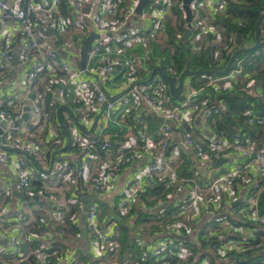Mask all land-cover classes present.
Masks as SVG:
<instances>
[{"label":"built area","instance_id":"built-area-1","mask_svg":"<svg viewBox=\"0 0 264 264\" xmlns=\"http://www.w3.org/2000/svg\"><path fill=\"white\" fill-rule=\"evenodd\" d=\"M65 1L0 0V89L8 87L11 81L10 93L0 95V122L7 125L0 128V145L23 155L14 159L8 150L0 149V164L13 167L18 193L29 199L56 201L51 186L40 182L48 177L52 157L48 156L50 148L38 143L37 129L54 128L49 106L71 104L68 141L54 130L50 141L58 148L69 146L77 150L84 162L80 166L68 161L59 163L57 175L65 178L64 182L78 178L87 192L100 194L111 190L128 167L140 165L125 177L122 196L116 204L121 216L128 215L139 193L153 187L154 179L177 187L175 193L165 198L166 205L173 207L167 234L140 236L136 243L139 255L134 257L136 252L132 251L123 264H264V142L242 133L228 137L212 128L221 108L210 107L208 98L196 102L202 88L189 82L186 100H174L167 83L158 74L153 75L154 70L150 71L147 56L140 64L139 57L129 55L132 47L144 48L163 36L162 25L177 4L186 19L184 0H148L141 14L137 9L142 0H67L64 9ZM229 2L193 0L190 30L215 33L212 19L224 15ZM50 29L53 32L47 35ZM78 31L86 32L87 38L94 32L100 37L93 42L84 71L78 63L85 41L65 37ZM236 39L235 36L234 45ZM253 45L254 40L244 38L243 47ZM233 51L231 47L229 53ZM16 53L18 61L13 65ZM242 73V61L238 59L227 75L215 76L207 87L232 90ZM116 74L123 77L124 87L121 95L112 99L107 95V85L103 86L95 77L104 79ZM155 77L160 78L159 92L152 85ZM253 86L250 80L240 92L255 95ZM26 107L30 110L26 111ZM27 113L31 120L24 121ZM146 113L163 121L160 145L147 134ZM129 115H133L132 125L142 128L144 144L131 139L113 157L109 149L111 135L106 129L109 124L128 123ZM245 115L248 125L264 129V117L253 111ZM194 123L203 125L201 135L191 131ZM88 131L91 133L87 134ZM176 139L188 151L185 156L179 148L172 147ZM126 148L130 153L125 154ZM99 149L107 152L102 160ZM170 152L171 160L167 158ZM190 153L197 160L192 161V169H196L192 180L184 175L186 167L181 168L182 163L193 158ZM234 156L239 157L238 163H231ZM221 160L226 163L216 168ZM92 161H96V167H91ZM144 161L146 164L142 165ZM50 166L54 167L52 163ZM200 169L203 172L198 174ZM5 197V191L0 190V200ZM73 205L80 215L86 214L94 258H108L107 264H118V233L102 229L100 205L93 203L88 207L78 196ZM164 208L159 201L151 209L156 216L155 225L167 220ZM5 224V213L0 208V239L14 255L12 259H0V264H30L33 260L36 264H54L59 252L51 248L53 231L48 222L19 227L18 234H11ZM172 235L192 241L173 239ZM201 242L206 245L205 250ZM25 245L29 246L26 252Z\"/></svg>","mask_w":264,"mask_h":264},{"label":"trees","instance_id":"trees-1","mask_svg":"<svg viewBox=\"0 0 264 264\" xmlns=\"http://www.w3.org/2000/svg\"><path fill=\"white\" fill-rule=\"evenodd\" d=\"M67 0L63 4L65 9ZM264 11V0H230L227 11L224 15H218L215 19H212V24L216 29L215 33H204L198 30H190L186 19H184L183 12L179 9L178 4L173 8L172 16L168 17L162 25L161 33L166 35L165 41H152L153 52H150L152 58L148 59L147 65L152 71L155 67L160 66L168 74L174 77H178L186 64L189 63L191 68L198 71H207L213 69H223L233 53L239 48L243 47V40H254L255 43V23L260 13ZM242 23L244 26H240ZM261 35L264 36V20L261 23ZM236 36V44L234 40ZM231 47H234L233 53H229ZM243 56V58H241ZM242 61L243 73L238 77V83H234L235 88L229 91H223L214 87H207L210 80L215 76H196L192 77L194 87L201 89L200 95L197 97L196 102L205 100L208 98L209 106L221 108L220 113L215 118V123L212 128L222 132L228 137H233L237 133L248 134L259 142H264V129L250 126L247 124V112L253 111L256 114H260L264 117V43L256 51L252 53H246L238 58ZM239 68V67H237ZM146 80L148 79L145 78ZM250 80L254 82L255 95H248L240 92V89L245 87ZM60 105L49 106L51 110V123L59 131L61 139H65V131H67V125L63 120L62 111L58 114ZM258 111V112H257ZM148 122L147 134L151 137L157 145H160L163 137L160 134V127L163 123L162 119H159L155 115L146 113L144 115ZM133 115L127 117V128L121 129L115 127L113 124H109L106 132L111 134V140L109 141V149L113 153V157H117L118 151L125 147V144L131 140L125 138V134L128 129L136 135V139L139 140V144H144L142 138L145 134L142 132V128L132 125ZM114 127V128H113ZM191 131L194 134L201 135V128L199 124L194 123ZM49 153L51 158L53 149L57 145H53L52 141L48 143ZM120 148V149H119ZM60 149V148H59ZM71 150L68 148L67 150ZM119 149V150H118ZM130 153V149H125V154ZM107 152L99 149V157L105 158ZM185 162V161H184ZM194 163L187 161L182 163L181 168L186 167L184 175L192 180L195 177L196 169H192ZM191 169V171L189 170ZM177 187L171 184H165L158 179H154L153 187L146 193H139L136 203L132 209L128 212L127 216H121L116 205L113 208H109L106 204H102L106 214L113 210L117 213L116 229L120 235V255L118 262H122L124 254L127 249L131 252H138L136 243L140 236L147 234V229L139 230V224L150 225V229L153 234H167L166 229L167 222L171 220L173 216V207L167 206L168 200L166 196L169 193H175ZM161 202L165 205L163 212L166 214V221L155 225L156 216L151 212L154 206ZM115 213V214H116ZM101 214L99 216V219ZM174 219V218H173ZM80 220V211L77 206L73 205L67 214L64 224H60L58 231L74 233L76 236L80 234V228L78 227ZM130 221V222H129ZM101 223V221H100ZM103 229V228H102ZM134 233L131 235L130 234ZM140 234V235H139ZM150 237V236H149ZM137 239V241H136ZM86 243H83V248L79 257L85 264H107L109 259L105 258L100 261L92 263L87 256ZM201 247L204 250L206 245L201 242ZM137 249V251H136ZM52 250H55L52 248ZM259 254V256H261ZM138 256V255H137ZM136 257V253L134 255ZM112 258V257H111ZM36 264V261H32ZM55 263V260H54Z\"/></svg>","mask_w":264,"mask_h":264},{"label":"crops","instance_id":"crops-1","mask_svg":"<svg viewBox=\"0 0 264 264\" xmlns=\"http://www.w3.org/2000/svg\"><path fill=\"white\" fill-rule=\"evenodd\" d=\"M91 34L92 33H89L88 37ZM65 37L66 38L73 37L75 40L81 39V40L86 41L87 33L78 31L77 33H72L70 35L66 34ZM129 55L133 57L134 56L139 57L138 62L140 64H142L145 61V57H146V54L144 55L141 52H138L136 50L129 51ZM13 77H14V74L12 75V79ZM95 80H98V81L102 80V83H103L102 85L103 86L107 85L108 87L107 95L110 98L114 99L121 95L120 92L122 91L124 87V84H123L124 79L120 74H116L111 77H106L104 79L95 77ZM189 82H191L194 85L191 78L189 79ZM9 83L10 85L8 87H4L3 89H0V95L10 93L11 81ZM38 89L40 90L39 87ZM41 90H43V87L41 88ZM59 108L62 111L63 120H64V115H67L68 121L65 122L64 120V122L66 123L67 128H69V122L72 120L71 104L61 105L59 106ZM26 115L28 119H25ZM23 118L25 119L24 121H29L31 120V114L27 113L24 115ZM2 124H3V128H6L7 125L4 124L3 122H0V128H2ZM115 127L126 129L127 124L122 123L120 126H115ZM199 127L203 128V125L200 124ZM51 130H54L57 133V135H59L58 134L59 131H57V128L55 126L52 129H49L48 127H44V128L39 127L37 129L38 143H40L42 146L48 145V143L51 140V134H52ZM63 131L65 132V136H66L65 140L67 142L68 141L67 140L68 135L66 134L67 131L65 130ZM125 138H128L130 140L131 139L137 140L134 132H131L129 134L127 131V133L125 134ZM65 147L60 148V149L56 147L55 149H53L51 157L54 153H56L55 162H54L55 164H54V167L52 168L50 166L52 162H50V164L48 165V169H47L48 175L55 177L57 175V169H58L59 163H62L63 161H68L73 166H76V165L80 166L83 164L84 159L82 155L78 153L77 150H75V152H72L71 151L72 149L64 150ZM172 147L174 148V150L176 149V147L179 148L181 155L183 153L185 154L188 152L182 146V143L179 139H176V145H173ZM171 151L173 150L171 149ZM9 152L14 159L23 158V155L20 153L13 152V151H9ZM190 156L191 157L193 156V158L190 161L191 163H194L192 162L193 160L197 161L196 157L192 153H190ZM101 158L102 157H99V159ZM167 158L170 160L172 159L171 152L167 155ZM89 159L90 158L87 159V163ZM99 159L96 161H99ZM96 161L91 162L92 164V165L90 164L91 167H96L97 165ZM239 161H240L239 157L234 156L232 158L231 163H238ZM144 164H146L145 161L142 163V165ZM173 167L175 169L176 166L173 165ZM73 168L75 169L76 167H73ZM128 168H127L128 170L127 169L125 170L124 175H122L118 179L117 183L114 184V187L111 190L110 189L106 190L105 192L100 193V194L87 192L84 184L80 183V181H78V178H76L77 179L76 180L74 177H72L71 180H69V182H64L62 185L60 184L50 185L51 192L55 194L56 196V201L53 203L47 200V198L27 199L26 198L27 196L25 194L18 193L16 189V178H15L13 167L10 165L0 164V190L5 191L6 193V197L0 200V208L3 209L5 213V221H6L5 225L6 227L9 228V231L11 234H18L19 227L30 228L34 226L35 224L39 223L40 221L45 220L46 222H48L50 228L53 231V236L50 240L51 248L59 252L58 258L55 260L54 264H85L81 261L79 257L81 247L83 248L82 245L84 243V241L80 240V234L76 236L74 233L70 232L69 230H67V232H62V231L60 232L58 231V227L60 224L61 225L64 224L65 218L73 206V200L77 198L78 196V198L83 200L88 205V207L93 203H98L101 209L100 221H101L103 230L106 232L108 231L117 232L116 222L114 221L120 218V216L117 217V213L115 212L116 213L115 214L113 210L110 212H107L109 214H106L103 208H101V205L106 204V206H108L109 208H113L116 206L117 201L119 202V199L122 196L125 177L132 175L136 169L140 168V165H134L131 168L130 167ZM202 170L203 169H200V171L197 173L201 174V172H203ZM26 200H29L31 203H33V206H27L25 204L27 203ZM138 226H139V230H142V229L148 230L146 231L148 232L146 234L147 236L152 235L149 224L148 225L139 224ZM133 234L134 233L130 234V237H132L131 235ZM119 239H120V235L118 233V240ZM119 243H120V240H119ZM28 249H29L28 245L23 246L24 252H26ZM0 250H1L0 259L2 260L12 259L14 257V255L11 252L12 249L2 239H0ZM120 250L118 252L117 261L120 255ZM86 252L87 254L93 253L89 247V242H88V246H86ZM130 253H131L130 249H127L126 252L124 253L122 252L121 254H124V259L121 263L118 262V264H123L125 263V261H128ZM93 254H92V258L89 257L90 259L89 261H91L92 263H95L96 261H100L99 259H95ZM137 255H139L138 252H136V256ZM30 264H34V262H31Z\"/></svg>","mask_w":264,"mask_h":264},{"label":"water","instance_id":"water-1","mask_svg":"<svg viewBox=\"0 0 264 264\" xmlns=\"http://www.w3.org/2000/svg\"><path fill=\"white\" fill-rule=\"evenodd\" d=\"M192 1L193 0H184L185 10L187 13L186 23L188 24L189 28H191V21H192V13H191V9H190V3ZM147 2H148V0H142L141 1L140 5L137 9L138 14L142 13V10L144 9ZM263 20H264V11L262 13H260L256 19L255 43H254V45L251 47H241L238 50H236L233 53V55L230 57V60L228 61V63L226 64V66L223 69L198 71V70L192 69L190 64L187 63L185 68L181 72V74L178 76V78H176L172 75H168L160 66H157L153 69L154 70L153 75L158 74L160 76V78L167 83L169 93L174 100L185 101L187 98L186 97V91L191 88V85L189 84V82L187 83V79L192 78V77H196V76H209V77L225 76L233 69L235 62L238 60V58L241 55L246 54V53H252V52L256 51L258 48H260V46L264 43V36L261 35V23L263 22ZM41 31H43V29H41ZM52 32H53V29H50V31H47L46 34L50 35V34H52ZM99 38H100L99 35L94 32L86 39L82 53H81V60L78 63L80 70L84 71L86 69L87 62H88V53L92 49L93 42ZM17 61H18V54L16 53L14 55V59H13L12 64L13 65L17 64ZM25 110L29 111L30 108L26 107ZM60 112H61V110H58V114H60ZM25 119H28L27 115L25 116ZM20 122H22V121H20ZM2 126H3V124H2ZM86 133L90 134L91 131H88ZM68 148H69V146H66L64 148V150L68 149ZM0 149L11 151L10 148L4 147L2 145H0ZM55 156H56V153H54L52 155V165H54ZM225 163H226L225 160L218 161L215 164V167L220 168ZM179 196L182 197V194H180ZM26 198L29 199L28 197H26ZM79 228H80V240L84 241V243H86L88 240V234H87V230H86V214L85 213H82L80 215ZM171 237L173 239H177L180 241H192L191 238H185V237H182L179 235H172ZM87 256L92 258L91 253H88Z\"/></svg>","mask_w":264,"mask_h":264},{"label":"rangeland","instance_id":"rangeland-1","mask_svg":"<svg viewBox=\"0 0 264 264\" xmlns=\"http://www.w3.org/2000/svg\"><path fill=\"white\" fill-rule=\"evenodd\" d=\"M165 39H167V37H166V35L164 34L163 36H160L156 41H165ZM137 48V49H136ZM154 48H153V46H152V43H149L146 47H144L143 49H142V47L141 46H134V47H132L131 49H130V51H132V50H136V51H138V52H141L142 54H146V56H147V58L148 59H150V58H152V56H150V52H153L154 50H153ZM150 57V58H149ZM241 58H243V56L241 57ZM150 69V68H149ZM159 77H155V80L153 81V83H152V85L155 87V92H159L160 91V88H159ZM190 79V78H189ZM189 79H187V83L189 82ZM148 81V80H147ZM99 82L101 83V84H103L102 83V80H99ZM71 107L73 108V105H71ZM258 112V111H257ZM255 115H257V116H260V117H263L262 115H260L259 113L258 114H256L255 113ZM64 120H65V122H67L68 121V117H67V115H64ZM72 152H75V150H71ZM182 155H184V153L182 154ZM35 171H37V170H35ZM64 181H65V178H60L58 175H56L55 177H53V176H51V175H48V177L45 179V180H40V182L44 185V186H48V185H54V184H60V185H62L63 183H64ZM26 202L27 203H25L27 206H33V203H31L29 200H26ZM152 212V211H151ZM88 246V245H87Z\"/></svg>","mask_w":264,"mask_h":264}]
</instances>
